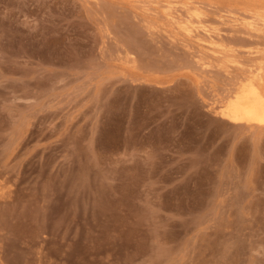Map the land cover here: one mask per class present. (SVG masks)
<instances>
[{
  "label": "rangeland",
  "instance_id": "374dc122",
  "mask_svg": "<svg viewBox=\"0 0 264 264\" xmlns=\"http://www.w3.org/2000/svg\"><path fill=\"white\" fill-rule=\"evenodd\" d=\"M254 77L264 0H0V264H264Z\"/></svg>",
  "mask_w": 264,
  "mask_h": 264
},
{
  "label": "bare ground",
  "instance_id": "6f19581e",
  "mask_svg": "<svg viewBox=\"0 0 264 264\" xmlns=\"http://www.w3.org/2000/svg\"><path fill=\"white\" fill-rule=\"evenodd\" d=\"M202 30L208 32L207 28ZM259 79L260 77H254L242 85L235 99L223 111L224 116L236 122L264 121V92Z\"/></svg>",
  "mask_w": 264,
  "mask_h": 264
}]
</instances>
